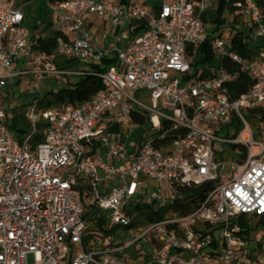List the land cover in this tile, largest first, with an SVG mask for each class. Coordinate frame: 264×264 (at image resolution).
Listing matches in <instances>:
<instances>
[{"label":"built area","instance_id":"obj_1","mask_svg":"<svg viewBox=\"0 0 264 264\" xmlns=\"http://www.w3.org/2000/svg\"><path fill=\"white\" fill-rule=\"evenodd\" d=\"M146 1H49L62 32L55 55L86 66L74 71L35 51L18 0H0V99L15 89L24 94L25 78L33 94L46 79L66 75H93L103 85L77 107L28 105L22 141L0 103V264H264V249L247 242L248 218L264 216V143L247 120L264 107V11L255 0L234 5L246 43L259 46L247 61L204 21L218 0H164L151 10ZM97 20L112 32L96 36ZM141 22L147 28L136 36ZM209 38L218 58L251 78L246 92L235 95L236 76L225 68L201 65L191 76L188 48ZM112 58L118 64L106 72L88 69ZM146 92L150 106L139 100ZM171 132L176 137L167 142ZM228 146L240 157L219 160ZM206 183L215 186L197 207L175 209L186 203V189ZM87 206L116 232L89 235L95 224ZM145 206L164 217L134 226Z\"/></svg>","mask_w":264,"mask_h":264},{"label":"trees","instance_id":"obj_2","mask_svg":"<svg viewBox=\"0 0 264 264\" xmlns=\"http://www.w3.org/2000/svg\"><path fill=\"white\" fill-rule=\"evenodd\" d=\"M58 4H64L69 0H49ZM243 0H219V6L216 17V26L213 29V34L221 37V29L226 26V20L222 17L223 13L227 10L229 13H238L235 15V22L241 15L239 10L234 6L236 2ZM257 4L264 11V0H255ZM38 0H18L19 6H22L25 17V25L29 29L31 34V40L33 49L35 51L45 52L48 55H54V62L60 70H78L81 67H86L81 62L74 58H67L60 55H55L57 49V40L62 36L61 29L55 25L53 16L47 6V4L38 3ZM32 4V5H31ZM237 23V22H236ZM136 28L134 35H140L146 30L144 23H135ZM230 51L238 54L247 61H252L258 54L259 46L251 47L245 41L243 32H237L231 38V46H228ZM188 56L193 66L192 77H197L198 70L201 65H209L215 68H225L236 76V82L230 87L231 90L236 91V96L246 92L252 85L251 78L242 70L240 65L233 62L229 58H218L216 49L213 45V38L206 40L198 48L189 47ZM118 64L116 58L105 59L101 66L89 65L88 69L93 72L102 73L106 72ZM209 74H203V77H208ZM65 83L57 90H50L46 92L40 98H37L34 103L37 104L39 110H46L50 108H61L63 106L77 107L84 103L89 102L93 96L103 88L101 80L93 75H66L60 77ZM2 106L5 105L6 99H0ZM32 103V104H34ZM31 105V104H30ZM26 108L22 107L14 116H10L8 110V126L9 129L14 132L18 141H22L23 137L28 133L29 123L25 119ZM250 117L256 119L260 123H264V107L258 108L250 113ZM137 121L144 125L145 119L143 116L137 119ZM239 127V126H237ZM240 128V127H239ZM175 133L171 132L168 136L167 142H170L175 138ZM42 141V137L38 134L32 147ZM162 144V143H161ZM158 146L160 144H157ZM246 154V149L242 147V156ZM215 186L214 183H206L198 188H188L184 191L187 197L186 203L175 206L178 210L180 207H184L185 211H192L203 200L205 195ZM181 205V206H180ZM140 210V217L134 226L139 224H147L150 222H157L164 217L163 212L154 213L151 206H145L144 208H138ZM85 217L87 220L93 222L95 226L88 232L89 235H93V232H97L102 236L116 232L117 229L112 231L107 230L105 226L104 217L99 214L94 207L87 206ZM261 221L264 220V216L260 217Z\"/></svg>","mask_w":264,"mask_h":264},{"label":"rangeland","instance_id":"obj_3","mask_svg":"<svg viewBox=\"0 0 264 264\" xmlns=\"http://www.w3.org/2000/svg\"><path fill=\"white\" fill-rule=\"evenodd\" d=\"M114 2L118 0H112ZM164 0H148L142 4L143 7H147L148 9H152L154 6H159L160 4L163 3ZM38 3L41 4H47L49 3V0H38L36 4L33 6L38 5ZM32 5V4H31ZM49 8V7H48ZM235 15H238L234 13H229V11H225L222 15V17L226 20V26L223 27L220 31L221 33V38L223 42L226 44V46H231V38L234 36L235 33L239 31L245 32V27L243 26L244 18L242 15L238 17V20L235 22ZM240 27H239V24ZM109 28V25H108ZM171 75H175L174 72H171ZM27 78L23 79L21 85L19 88L24 89L26 92L24 94H19L17 89L14 90V93H11L10 95H7V93L3 92L1 94V99H5L7 97V101L5 102L4 108L8 110V113L10 116H14L17 113H19L20 110H22V107L28 106L36 101L37 98H40L43 96L46 92L50 90H57L61 86L64 85V81L60 77H52L49 79H46L44 83L42 84L40 91L36 92L35 94L30 93V87L27 84ZM7 95V96H6ZM14 95V98H13ZM139 98V97H138ZM139 100L145 104L146 106L151 105L150 101V95L148 92L142 94L139 98ZM247 120L251 125L252 131L254 133V138L255 141L258 143H264V123L258 122L256 119L250 117V113H247ZM231 128L235 131L236 137L239 136L241 128L237 127V122L231 126ZM231 138L233 136L231 135ZM259 149V148H257ZM101 152V150H99ZM222 157V158H221ZM219 154V160H224V161H235L240 155H236L233 152V148L231 146H228L226 148V152L224 155ZM248 225L250 226L249 230V237L247 238L248 245H257L259 246V250L262 251L264 249V245L262 244L264 240V220L261 221L260 217L256 216H250L248 218ZM143 243L139 244L140 246ZM251 251V250H249ZM253 254H258L259 251H254L252 252ZM243 254L241 252L238 253V257L241 258Z\"/></svg>","mask_w":264,"mask_h":264},{"label":"crops","instance_id":"obj_4","mask_svg":"<svg viewBox=\"0 0 264 264\" xmlns=\"http://www.w3.org/2000/svg\"><path fill=\"white\" fill-rule=\"evenodd\" d=\"M218 6H219V0L217 3H215L212 8L210 9L209 12L205 14L204 21L207 24V27L211 30H213L216 26V17H217V11H218ZM109 25V28H108ZM92 31L96 36H100L102 33H111L112 28L110 23H103L101 21H95L94 24L92 25ZM112 41L118 42V38L115 37L114 35H110L109 37Z\"/></svg>","mask_w":264,"mask_h":264}]
</instances>
